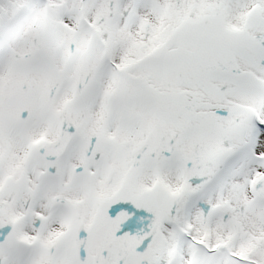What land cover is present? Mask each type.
<instances>
[{
	"label": "snow or ice",
	"instance_id": "snow-or-ice-1",
	"mask_svg": "<svg viewBox=\"0 0 264 264\" xmlns=\"http://www.w3.org/2000/svg\"><path fill=\"white\" fill-rule=\"evenodd\" d=\"M0 264H264V0H0Z\"/></svg>",
	"mask_w": 264,
	"mask_h": 264
}]
</instances>
